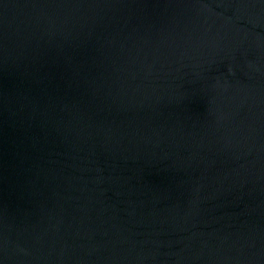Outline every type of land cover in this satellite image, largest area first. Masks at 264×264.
Here are the masks:
<instances>
[{
    "label": "water",
    "instance_id": "1",
    "mask_svg": "<svg viewBox=\"0 0 264 264\" xmlns=\"http://www.w3.org/2000/svg\"><path fill=\"white\" fill-rule=\"evenodd\" d=\"M0 264H264V0H0Z\"/></svg>",
    "mask_w": 264,
    "mask_h": 264
}]
</instances>
